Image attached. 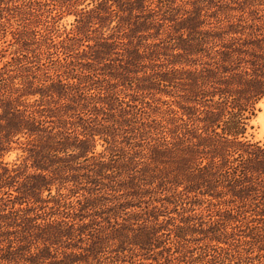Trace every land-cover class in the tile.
<instances>
[{
	"label": "trees",
	"instance_id": "16d2710c",
	"mask_svg": "<svg viewBox=\"0 0 264 264\" xmlns=\"http://www.w3.org/2000/svg\"><path fill=\"white\" fill-rule=\"evenodd\" d=\"M98 3L100 7L93 10L95 13H87L84 9L80 15H75V21L81 25L91 23L96 17L105 22L118 11L128 10L125 20L131 26L124 62L120 66L122 78L130 81L132 73L139 72L133 70L143 66L146 60L155 65V60L161 56L178 58V61L169 59L164 66L165 71L156 79H150L158 87H177L185 97L184 105L178 106L180 112L169 108L167 112L171 115L166 123L151 119L153 126L136 116L139 125L134 129L145 136L144 140L150 141L147 147L149 154L140 157L144 160L130 158L125 150L116 153L110 148L108 162H105L103 154L95 158L94 137L99 134L96 129L82 126L85 132L80 131L82 134L74 136V129L66 126L74 122L63 118L67 114V105H60L57 109L43 103L44 96L56 95L57 101L64 99L69 94L64 93L67 83H63L61 78L56 80L63 86L61 91L46 93L41 87L29 91L26 85L32 86L33 80H28V77L26 81L20 79L24 82L20 86L15 82L16 72L21 70L23 63L20 67H17L18 63H4L10 67L7 70L15 73L4 72L6 68L0 67V200H10L13 196L11 190L17 193V201H13L11 206L3 204L0 207V245H3L0 246V251H3L0 260L5 264H24L21 260L28 264L57 262L56 255L48 253L49 248L58 241L60 233L67 235L72 230L74 222L53 219L55 212L47 215H41V212H45L52 186L61 180L57 174L75 169L71 163L74 158H82L83 161L93 159L92 166L87 164L84 167L88 170L85 177L89 183L97 186L101 179L106 178L114 186L117 184L122 188L118 190H124L126 197L144 199V213L155 221L171 211L178 212V208L190 210L188 206L194 204L197 195L215 198L220 193L229 194L232 201L237 199L241 206L248 204L249 210L258 209L264 215V148L246 136L256 105L264 98V15L255 16L251 22L228 20L224 25L208 28H204L198 19L191 18L192 25L180 27L185 28V37L181 33L178 37L167 36L166 43L158 40L143 44L140 39L147 40L144 33L151 27L155 29L152 36L159 38L161 28L165 27V15L157 20L159 22L153 21L154 18L148 19L150 23L143 16L139 19L140 14L133 9L123 8L120 0H100ZM114 7L118 8L117 11ZM14 8L16 14L23 17L35 16L31 4L23 3ZM24 20L21 23L25 27L28 23ZM114 27L117 25L111 29ZM75 31L82 34L80 26ZM118 43L121 41L114 39L112 34H101L94 43L95 60H112V55L118 52L115 49ZM168 50L171 52L164 53ZM79 94L81 110L97 109V102L91 94L83 91ZM36 95L41 98L30 102L28 98ZM114 99L121 110L124 101L118 97ZM103 103L109 109L116 108L112 107L113 103ZM113 121L121 124L118 119ZM103 138L108 142L107 137ZM21 139L25 142H20ZM13 143H22V151L27 153L20 163L17 159L12 162L3 160ZM74 150L77 153H69ZM44 191L48 199L41 197ZM57 196V208H70L71 203L65 201V195L59 189ZM16 202L18 205L32 203L35 206L15 208ZM168 205H173L171 211H167ZM84 208L81 205L78 209V220L85 218L81 213ZM176 228L182 232L186 229L182 225ZM79 233L81 235L83 231L79 230ZM67 255L74 256V251ZM59 263L69 264L62 260Z\"/></svg>",
	"mask_w": 264,
	"mask_h": 264
},
{
	"label": "rangeland",
	"instance_id": "374dc122",
	"mask_svg": "<svg viewBox=\"0 0 264 264\" xmlns=\"http://www.w3.org/2000/svg\"><path fill=\"white\" fill-rule=\"evenodd\" d=\"M99 1L0 0V67L6 68V72L10 67L4 63H18L17 67L23 63L21 70L16 72L15 82L20 86V83H24L20 79L26 81L28 77V80H33L32 86L26 85L29 91L35 87L45 89L46 93L61 91L63 86L58 85L56 80L61 78L63 83H67L68 88L64 93L69 94L64 99L57 101L56 95L44 96L43 103L57 109L60 105H67V114L63 118L74 122L66 125L74 129V136L82 134V126L88 125L97 130L99 134L94 137L95 158L103 154V160L108 162L112 148L116 153L125 150L129 152L130 158L144 160L140 157L149 154L147 147L150 141L144 140L145 136L134 129L139 125L136 116L148 123H151V119L166 123L171 115L167 110L172 108L180 112L178 106L184 105L185 97L173 85L158 87L151 82L150 78L156 79L165 71L164 66L169 59H173L169 56H161L155 60V65L146 60L143 66L133 70L139 72L132 73L130 81L122 78L120 66L124 62V49L128 47L127 37L131 26L125 20L128 10L118 11L117 15L105 22L96 17L92 18L91 23L81 25L75 21V15H80L84 9L87 13L97 11ZM23 3L31 4L35 16L16 14L14 6ZM120 3L123 8L139 13V19L143 16L146 20L154 18L153 21H157L165 15V30L161 28L157 36L159 38L152 36L155 29L150 26V30L144 33L147 34L145 37L148 36L147 40L140 39L143 44L158 40L164 42L167 36L178 37L181 33L185 37V28L192 25L191 18L198 19L204 28H208L224 25L228 20L244 19L251 22L255 16L264 15V0H120ZM114 8L117 11L118 8ZM22 20L28 25L22 26L25 25L21 23ZM148 22L151 23L150 20ZM182 25L185 28H180ZM77 26H80L82 34H76ZM155 28L158 26L155 25ZM101 34H112L114 39L121 41L115 45L118 52L112 55V60H95L94 43ZM173 60L178 61V58ZM82 91L91 94V98L97 102V109H80L79 93ZM115 97L124 101L121 110ZM40 98L36 95L28 99L32 102ZM100 101L113 103L112 107L116 108L109 109ZM124 117L127 119L122 121ZM54 118L55 121L57 117ZM116 119L121 124L114 123ZM246 136L264 148V98L256 105ZM103 137H107L108 142ZM20 142L25 140L21 139ZM23 146L22 143H13L3 160L12 162L17 159V163L22 162L27 155L22 151ZM69 153L75 154L77 151ZM93 161L91 158L87 161L74 158L71 163L76 170L60 171L57 174V177H61L60 183L56 181L52 186L50 198L46 191L41 195L44 199L49 198L45 212H41V215L55 212L53 219L74 222L73 231L70 229L67 235L60 233L58 241L49 248L48 253L56 255L57 262L53 264H61L60 260L69 264H264L263 212L249 210L248 204L241 206L237 199L232 201L229 194L220 193L215 198L197 195L187 211L181 208H178V212L171 211L173 205H168L167 211L171 212L159 216L158 221H155L144 213V199L126 197L124 190H118L122 188L117 184L114 186L106 178L101 179L97 186L89 183L85 177L88 170L84 167L87 164L92 166ZM58 189L65 195V201L72 204L70 208H57L55 205ZM11 193L13 196L10 200H0V207L3 204L9 207L13 201H17V193L14 190ZM144 198L147 201L148 197ZM81 205L85 206L81 212L85 218L78 220L77 213ZM19 206L35 205L14 203L15 208ZM178 225L186 229L178 231ZM79 230L83 234L80 235ZM71 251H74V256L67 255ZM2 253L0 251V256ZM22 256L26 257L27 254ZM21 262L28 264L23 260ZM0 264L5 262L0 260Z\"/></svg>",
	"mask_w": 264,
	"mask_h": 264
}]
</instances>
